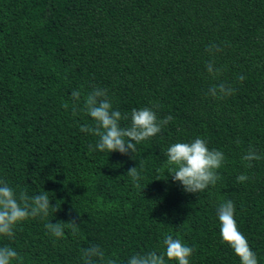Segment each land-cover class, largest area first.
Segmentation results:
<instances>
[{
    "label": "trees",
    "instance_id": "16d2710c",
    "mask_svg": "<svg viewBox=\"0 0 264 264\" xmlns=\"http://www.w3.org/2000/svg\"><path fill=\"white\" fill-rule=\"evenodd\" d=\"M212 44L223 50L210 54ZM210 60L223 69L217 79ZM220 82L234 94L209 95ZM93 88L107 89L129 117L147 106L174 119L134 154L90 151L98 138L80 129L93 121L82 99L73 115L72 92ZM196 138L226 162L214 187L187 193L167 173L166 151ZM250 148L264 157V0H0V180L29 196L47 191L60 205L18 224L13 239L0 236L23 264H83L90 245L127 264L163 252L165 233L195 249L190 264H241L220 235L225 200L264 264V158L247 167ZM241 174L249 179L237 182ZM72 219L75 235L45 228Z\"/></svg>",
    "mask_w": 264,
    "mask_h": 264
},
{
    "label": "clouds",
    "instance_id": "9594fccd",
    "mask_svg": "<svg viewBox=\"0 0 264 264\" xmlns=\"http://www.w3.org/2000/svg\"><path fill=\"white\" fill-rule=\"evenodd\" d=\"M208 52L222 51L218 45L212 44L208 47ZM215 61L210 60L206 65L208 73L213 79L222 75L223 69L214 67ZM239 81H244L246 77L238 75ZM209 95L214 98L223 99L234 94L235 89L232 85L225 82L212 84L209 87ZM83 103L82 111L92 118V124L81 126V131L89 133L98 140L95 145H89L90 151L99 150L101 152H119L127 155L129 152L135 153L136 144L145 141L161 133L173 119L167 115L162 119L158 117L153 107L133 108L130 117L128 114L121 113L113 108V103L109 99L108 90L105 88H93L87 94L74 90L72 92L73 115H77L79 103ZM62 107L68 109L67 102ZM131 120L128 127H122L121 121ZM237 143H239L237 141ZM167 156V173L175 182H179L184 191L187 193H199L209 186L214 187L221 179L218 174L226 162L224 153L217 149H209L207 141L196 138L191 142H176L168 147ZM261 157L253 149H249L246 155L242 157L248 161L247 167H251V162L260 160ZM128 174L135 187L139 188L141 173L137 167L128 170ZM249 177L241 174L237 177V182L243 183ZM52 197L49 192L44 191L41 194L29 196L26 191L16 192L6 182L0 180V236L13 239L18 224L28 219L37 217L46 218L52 213H56L60 207L51 202ZM235 205L232 200H225L219 204L217 209L218 220L220 222V235L239 257L241 264H258V257L254 252L247 238L240 232L235 220ZM70 228L73 235L78 233L79 224L76 219L69 222L49 221L45 224L46 230L56 238H62L65 234V228ZM163 246L165 250L159 254L155 251H149L141 254L136 253L130 256L127 264H166L168 261H177L178 264H190V257L195 249L186 245L179 237L165 233L163 235ZM81 259L83 264H117V260L108 257L105 251L99 245H90L81 250ZM23 264V257L10 246L0 247V264Z\"/></svg>",
    "mask_w": 264,
    "mask_h": 264
}]
</instances>
